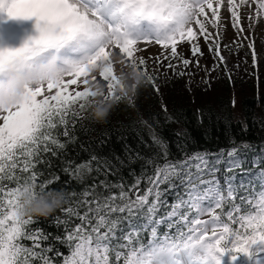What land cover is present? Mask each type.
I'll use <instances>...</instances> for the list:
<instances>
[{
    "label": "snow or ice",
    "instance_id": "1",
    "mask_svg": "<svg viewBox=\"0 0 264 264\" xmlns=\"http://www.w3.org/2000/svg\"><path fill=\"white\" fill-rule=\"evenodd\" d=\"M241 4L252 24L264 17V0H0V15L35 18L38 32L19 48L0 46V264H224L225 256L264 264V156L249 160V145L172 159L153 134L159 151L149 156L126 147L124 157L90 154L76 163L64 152L89 109L135 107L142 84L159 91L137 55L141 45H159L175 72L193 63L178 46L203 56L202 37L226 67L221 9L243 33ZM252 57L255 64L254 48ZM53 157H65L63 183L75 180L79 191L51 187L60 176L39 166L53 168ZM55 191L68 197L53 220L63 234L52 237L20 209L22 197Z\"/></svg>",
    "mask_w": 264,
    "mask_h": 264
},
{
    "label": "trees",
    "instance_id": "2",
    "mask_svg": "<svg viewBox=\"0 0 264 264\" xmlns=\"http://www.w3.org/2000/svg\"><path fill=\"white\" fill-rule=\"evenodd\" d=\"M146 70L149 73L147 62ZM256 76L259 81L262 80L258 72L254 76L252 74L254 82L244 83L238 93L234 90L231 92L230 84L233 83L227 79L225 82L228 84L220 90L222 92L213 93L217 94L215 95L217 97L211 101L206 100L200 106L191 104L183 97L172 99L166 105L161 104L160 100L164 102L167 99H157L159 94L152 84H142L138 89L135 107H129L124 103L114 105L109 109V115L103 122L96 121L92 110L89 109L85 113L86 118L76 126L74 133L76 141L69 143L64 150L66 158L80 163L89 159L90 154L108 158L124 157L126 147L131 148L133 152L138 151L142 155L149 156L159 151V146L153 143V134L167 146L172 159L180 158L185 152L216 153L244 144L250 146L249 160L262 157L264 156V84L259 82L257 89ZM233 80L235 81L234 78ZM155 83L160 89L158 78ZM63 158L65 157H53L54 167L51 169L43 165L39 167L45 176L49 172H55L60 176V182L51 187L59 189L63 186L68 190L79 191L83 185L75 180L63 183L69 181V176L61 171ZM141 163L133 164L132 169L139 173ZM129 171L130 169L125 168L122 174L131 182ZM252 171L259 169L253 168ZM57 216H62L60 209L47 217H34L39 223L33 224L32 227H39L52 237L62 235L63 229L53 222ZM51 242L56 244L61 252L67 254V247L58 244L55 240Z\"/></svg>",
    "mask_w": 264,
    "mask_h": 264
},
{
    "label": "rangeland",
    "instance_id": "3",
    "mask_svg": "<svg viewBox=\"0 0 264 264\" xmlns=\"http://www.w3.org/2000/svg\"><path fill=\"white\" fill-rule=\"evenodd\" d=\"M237 3L239 4V0H237ZM238 11L242 16L241 26L244 28L243 33L238 32L232 27L230 13L223 8L221 9L222 20L218 32L219 43L221 45L220 51L226 58V67L220 63L215 53L209 50V43H206L202 37L199 39V45L203 56H191L190 47L187 43H182L178 46V52L185 58L193 61V63L187 69H184L181 65L175 72L167 67L169 61L162 59L164 50L159 45L151 44L140 46L145 50L137 53V55L145 58L150 75L158 78V83L160 84L157 99H167L164 102L160 100L161 104L166 105L172 99L176 100L183 97L191 104L200 106L206 100L211 101L213 98H216L217 96L215 95L217 94L213 93H221L222 91L220 90L224 89L228 84L226 83L227 79H231L229 82L233 83L230 84L231 92L234 90L238 93L244 83L249 81L254 82L251 75L253 74L254 76L257 72L262 77L261 81H259L257 76L255 77L257 89H259V82L264 84V17L252 24L247 18L248 12L251 11L247 4H241ZM5 23L6 25L0 19V46L19 48L30 38L38 35L35 28V18L30 20H15L9 19L5 15ZM209 30L214 34L217 33V30L212 29L210 25ZM249 44L253 45L256 53L255 64L253 63L252 57L253 48H250ZM157 57L161 58L159 62H157ZM197 58L199 59V67L195 65ZM171 62L177 64L175 60ZM116 68L119 71V65ZM124 70L127 71L128 69L125 68ZM179 71H184L185 75L181 76L176 74ZM127 73L131 76L129 70ZM98 79L101 80L103 90L106 92V82L102 81V78ZM129 83H131V79ZM175 88H178V90ZM173 90L176 92L171 93ZM214 90L218 91L215 92Z\"/></svg>",
    "mask_w": 264,
    "mask_h": 264
},
{
    "label": "clouds",
    "instance_id": "4",
    "mask_svg": "<svg viewBox=\"0 0 264 264\" xmlns=\"http://www.w3.org/2000/svg\"><path fill=\"white\" fill-rule=\"evenodd\" d=\"M127 72L126 70H124ZM93 118L98 122H103L107 119L109 111H104L100 114L95 109L92 111ZM68 197V194L63 191H55L52 196H46L43 199L29 200L28 197L21 198V212L24 215L33 217H47L53 214L57 209L62 207Z\"/></svg>",
    "mask_w": 264,
    "mask_h": 264
}]
</instances>
